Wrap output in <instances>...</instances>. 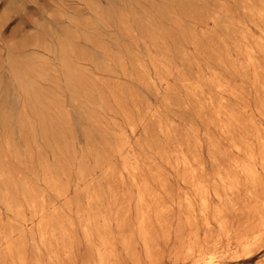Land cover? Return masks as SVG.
<instances>
[{
    "label": "rangeland",
    "instance_id": "rangeland-1",
    "mask_svg": "<svg viewBox=\"0 0 264 264\" xmlns=\"http://www.w3.org/2000/svg\"><path fill=\"white\" fill-rule=\"evenodd\" d=\"M14 2L0 264H264V0Z\"/></svg>",
    "mask_w": 264,
    "mask_h": 264
},
{
    "label": "bare ground",
    "instance_id": "bare-ground-1",
    "mask_svg": "<svg viewBox=\"0 0 264 264\" xmlns=\"http://www.w3.org/2000/svg\"><path fill=\"white\" fill-rule=\"evenodd\" d=\"M14 2V0H13ZM15 3V2H14ZM12 4V3H11ZM261 16V15H260ZM252 54V53H251ZM238 67V66H237ZM197 81V80H196ZM226 84V83H225ZM256 88V87H255ZM244 101V100H243ZM263 107V106H262ZM237 119V118H236ZM248 121V120H247ZM246 123V122H245ZM251 123V122H250ZM257 129V128H256ZM243 136V135H242ZM250 140V139H249ZM235 142V141H234ZM252 144V143H251ZM247 146V145H246ZM253 146V145H252ZM252 148V147H251ZM262 149V148H261ZM257 159V158H256ZM195 168V167H194ZM146 175V174H145ZM255 178V177H254ZM199 182V181H198ZM203 183V182H202ZM207 183V182H206ZM167 184V183H166ZM199 185V183H197ZM234 185V184H233ZM201 186V184H200ZM203 185L201 187L202 192L205 190L203 189ZM198 188V187H197ZM200 189V187H199ZM200 189V190H201ZM200 190H197L200 192ZM241 190V189H240ZM254 192V191H253ZM211 193V192H210ZM211 195V194H210ZM254 195V194H252ZM196 199V198H195ZM264 205V204H263ZM244 212V211H243ZM262 217L264 215L260 214H250L246 215L244 218V228L241 232V236L239 239L240 245H242L244 254H251L261 245L260 240L263 238L264 234V226L261 225V223H258L256 225L252 224L253 219H256L258 217ZM261 219V218H260ZM259 222V221H257ZM264 222V220L262 221ZM211 224V223H210ZM87 225V224H86ZM240 226V225H239ZM193 233V232H192ZM229 235V234H228ZM198 236V235H196ZM107 239V238H106ZM56 253V252H55ZM68 253V252H67ZM195 256H197V260H201L203 264H216V261L214 259V256L210 254L208 250V246H199L194 249ZM68 256V255H67ZM191 256V255H190ZM236 256V255H235ZM218 264H220L218 262Z\"/></svg>",
    "mask_w": 264,
    "mask_h": 264
}]
</instances>
